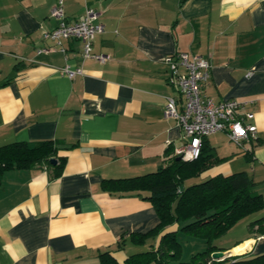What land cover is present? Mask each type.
<instances>
[{"label":"crops","instance_id":"obj_1","mask_svg":"<svg viewBox=\"0 0 264 264\" xmlns=\"http://www.w3.org/2000/svg\"><path fill=\"white\" fill-rule=\"evenodd\" d=\"M55 2L0 0V146L54 139L65 156L55 177L45 164L2 173L0 264H93L104 250L121 261L159 239L132 240L159 222L146 192L102 181L156 171L185 142L163 114L165 97L177 95L164 58L180 51L209 59L203 94L247 101L258 135L241 144L224 131L207 135L204 145L221 160L185 183L244 171L264 197V0H63L70 21L99 11L104 31L92 51L107 54L104 62L84 58L79 39L43 37ZM45 46L55 49L38 51ZM64 66L82 71L69 77ZM261 216L264 209L215 240L222 258L264 252V232L250 225Z\"/></svg>","mask_w":264,"mask_h":264},{"label":"trees","instance_id":"obj_2","mask_svg":"<svg viewBox=\"0 0 264 264\" xmlns=\"http://www.w3.org/2000/svg\"><path fill=\"white\" fill-rule=\"evenodd\" d=\"M202 139L200 155L193 160L177 159L156 171L145 174L104 179L103 187L118 191L146 192L144 197L152 204L159 218L158 224L143 234H133L132 240L144 242L147 237L159 239L148 248L131 253L119 261L109 250L99 253L93 264H264V252L244 253L215 259L213 251L222 250L215 240L221 237L239 219L264 209V197L254 190V182L244 171L228 175L216 174L197 182L186 184L188 178L198 176L219 158ZM60 146L54 139L40 141H16L0 146V178L11 167L46 165L53 177L58 176L65 163L60 156ZM50 157L56 161L50 162ZM182 185V189L179 186ZM176 224L175 230L162 232L167 226ZM264 232V216L250 225ZM200 239L204 247L190 254L189 259H180L182 243L178 232Z\"/></svg>","mask_w":264,"mask_h":264},{"label":"built area","instance_id":"obj_3","mask_svg":"<svg viewBox=\"0 0 264 264\" xmlns=\"http://www.w3.org/2000/svg\"><path fill=\"white\" fill-rule=\"evenodd\" d=\"M55 19L50 30L43 31V37L59 44L63 38L81 40L82 56L92 57L100 62L107 59V54L92 51L94 37L104 31V24L98 19L99 11L86 8L79 20L67 19L63 0H56L49 12ZM55 46H45L38 51L48 52ZM60 50H64L59 47ZM164 62L168 66L167 81L177 95L165 97L163 114L176 119L185 142L174 149V154L188 161L200 155L202 139L216 131H224L229 140L241 144L246 139H257L255 125L250 121L252 112L247 109V101L226 98L214 101L203 94V87L210 77V61L207 57L186 51L166 55ZM61 71L73 77L82 71L81 67L64 66Z\"/></svg>","mask_w":264,"mask_h":264},{"label":"rangeland","instance_id":"obj_4","mask_svg":"<svg viewBox=\"0 0 264 264\" xmlns=\"http://www.w3.org/2000/svg\"><path fill=\"white\" fill-rule=\"evenodd\" d=\"M239 231H240L239 227L231 230L224 237H222V238H225L223 240V242H226L227 240L232 239V237L236 236L239 233ZM178 238L183 245V251H182V255H181L180 259L187 260V259H189L190 254L192 252L200 251L204 247V244L201 242L200 239L187 236L180 231L178 232ZM238 249H240V248H238Z\"/></svg>","mask_w":264,"mask_h":264},{"label":"water","instance_id":"obj_5","mask_svg":"<svg viewBox=\"0 0 264 264\" xmlns=\"http://www.w3.org/2000/svg\"><path fill=\"white\" fill-rule=\"evenodd\" d=\"M177 159H180V156H177ZM56 159L54 157H50V162L54 163ZM182 189V185L179 186ZM211 256L215 259H220L224 256V252L222 250L213 251Z\"/></svg>","mask_w":264,"mask_h":264},{"label":"bare ground","instance_id":"obj_6","mask_svg":"<svg viewBox=\"0 0 264 264\" xmlns=\"http://www.w3.org/2000/svg\"><path fill=\"white\" fill-rule=\"evenodd\" d=\"M238 248H242V246L241 247H238ZM238 248H236V249H238Z\"/></svg>","mask_w":264,"mask_h":264}]
</instances>
